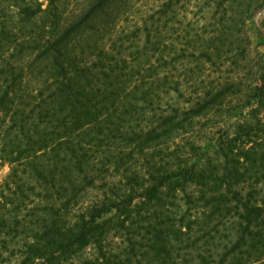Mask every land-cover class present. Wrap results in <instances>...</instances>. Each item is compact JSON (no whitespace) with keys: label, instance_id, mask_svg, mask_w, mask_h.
Listing matches in <instances>:
<instances>
[{"label":"trees","instance_id":"obj_1","mask_svg":"<svg viewBox=\"0 0 264 264\" xmlns=\"http://www.w3.org/2000/svg\"><path fill=\"white\" fill-rule=\"evenodd\" d=\"M125 13L0 0V264H264V143L213 146L197 128L230 97L264 111L246 45L219 19L167 60L154 21L126 34ZM225 62L204 89L176 73Z\"/></svg>","mask_w":264,"mask_h":264},{"label":"rangeland","instance_id":"obj_2","mask_svg":"<svg viewBox=\"0 0 264 264\" xmlns=\"http://www.w3.org/2000/svg\"><path fill=\"white\" fill-rule=\"evenodd\" d=\"M87 1L70 0V3L71 7H75L77 4ZM116 1L126 9V16H123L125 18L121 22V26L126 34H130L133 29L144 28L146 22L151 25L154 21L151 29L153 33L158 31L157 33L161 38L160 47L167 60L170 59L172 51L180 53L183 48L187 47L188 51H194L196 49L195 39H197V34L207 35L211 33L213 31L212 24L216 21L219 22V19H222V25L233 24L232 33L234 34L232 35V40L235 41L234 46L246 45L247 47L244 64L248 65L249 70H251L250 73H247L248 82L257 81L261 83L262 80L264 81V38L259 31V27L264 20V0H236V13L229 11L225 13V9L229 7L231 0H222L224 3L220 8V14L217 15L214 5L218 0ZM244 2L250 3L251 14L247 19H243L244 14L242 13V9L244 8ZM142 37L144 38L145 34ZM227 46L229 44H226L225 47ZM182 61L183 59L177 63L180 64ZM180 67L176 73L178 76L181 75V80L184 82V84L182 82V85H185L184 87L188 88L189 92L191 90L190 86L204 89L212 81L218 82L220 79L228 76L231 71V66L228 62L214 67L207 64L203 73H198V77L194 75L195 78L199 79L198 82H195L191 78V75H187V73L185 75V70H181ZM192 67H195V65ZM188 79L190 82L187 85ZM185 88L183 91H185ZM245 100V98L240 101L235 96L230 97L219 112H211L208 119H203L199 122L197 126L199 130L201 129L199 136L206 137L207 142H210L213 146L217 144L219 139L229 142L234 138H237V147L245 144H247V147L259 146L261 143H264V132L262 131L257 130L253 136H247L244 132H240L242 125L254 124L257 129H264V111H259L257 104H251L241 109L240 106H242V102ZM245 155V153L242 155V160L246 159ZM9 171L10 167L8 164H0V180Z\"/></svg>","mask_w":264,"mask_h":264}]
</instances>
